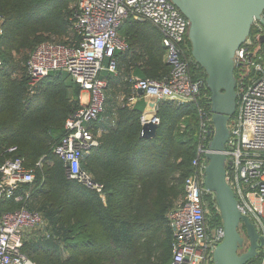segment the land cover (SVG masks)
<instances>
[{
	"label": "trees",
	"instance_id": "obj_1",
	"mask_svg": "<svg viewBox=\"0 0 264 264\" xmlns=\"http://www.w3.org/2000/svg\"><path fill=\"white\" fill-rule=\"evenodd\" d=\"M76 8L77 0H0V155L20 158L27 167L43 161L33 183L23 187L30 197L18 203L1 201L0 211L23 205L42 216L40 234L22 247L34 264H170L173 231L168 213L183 196L184 179L200 144L198 108H211L205 70L186 39L185 55L191 60V78L201 81L200 96L196 102L158 101L156 134L140 138L147 102L138 95L129 100L134 96L131 79L165 80L170 66L162 34L153 24L123 21L117 32L128 49L114 53L115 74L101 75L107 82L104 109L88 125L99 144L81 162L82 170L103 185L102 196L69 178L52 152L65 134L66 119L81 106L79 86L60 71L50 72L33 91L28 85L26 61L39 43L78 39L70 30ZM252 31L251 26L248 37ZM233 76L238 93L248 77L240 66ZM202 144L207 147L208 141ZM12 146L16 149L8 152ZM204 200L208 226L222 225L211 197ZM247 248L245 240L239 250ZM260 253L245 264H260Z\"/></svg>",
	"mask_w": 264,
	"mask_h": 264
},
{
	"label": "built area",
	"instance_id": "obj_2",
	"mask_svg": "<svg viewBox=\"0 0 264 264\" xmlns=\"http://www.w3.org/2000/svg\"><path fill=\"white\" fill-rule=\"evenodd\" d=\"M127 18L153 24L162 34L165 62L170 66L165 80L132 77L134 102L138 89L144 92L147 105L168 99L180 103L196 102L200 96V80L191 78L190 62L185 55L189 21L170 0H77V8L70 19V30L78 39L70 44L44 41L30 53L26 61L28 85L33 91L50 72H65L87 93V102L69 116L65 134L53 148L66 167L67 175L103 196V185L94 181L81 168L86 153L99 142L88 125L97 121L103 112L107 88L104 72L116 73L114 53L128 49L118 35V28ZM3 18L0 16V33ZM252 35L247 37L234 54V63L242 67L248 83L237 93L236 110L228 122L230 131L225 145V180L231 187L240 212L254 224L263 237L260 264H264V51L260 38L264 36V11L261 20L254 19ZM189 40V39H188ZM0 58V65H1ZM137 92V93H136ZM200 115V144L191 162L192 171L184 179L181 199L168 213L173 231L170 264H213L212 254L224 237L223 225L209 227L204 198L214 193L204 187L209 142L213 136L211 112L198 108ZM152 120L158 125L155 113H142L140 123ZM208 141V146L202 143ZM15 146L9 147L13 152ZM27 167L20 158H2L0 155V202H22L30 197L23 188L33 183L36 168ZM45 221L38 212L23 205L13 210L0 211V264H34L22 252L24 242L40 234Z\"/></svg>",
	"mask_w": 264,
	"mask_h": 264
},
{
	"label": "water",
	"instance_id": "obj_3",
	"mask_svg": "<svg viewBox=\"0 0 264 264\" xmlns=\"http://www.w3.org/2000/svg\"><path fill=\"white\" fill-rule=\"evenodd\" d=\"M189 21L188 39L191 54L206 73L210 90V112L214 127L213 136L205 153L204 187L213 192L218 207L224 237L212 254L213 264H245L257 255L263 244L254 224L243 215L235 195L225 180V145L230 131L228 122L236 110L237 92L233 76L234 54L248 37L254 19L261 20L264 0H170ZM264 41V36L260 42ZM140 96L144 95L138 89ZM157 124L152 120L142 124L139 136L151 139ZM248 248L241 252L245 238Z\"/></svg>",
	"mask_w": 264,
	"mask_h": 264
},
{
	"label": "crops",
	"instance_id": "obj_4",
	"mask_svg": "<svg viewBox=\"0 0 264 264\" xmlns=\"http://www.w3.org/2000/svg\"><path fill=\"white\" fill-rule=\"evenodd\" d=\"M135 93V92H134ZM137 93V92H136ZM138 96H140L139 94H138ZM80 97H81V101L83 102V103H86L87 102V98H88V95H87V93H85V95L83 96L82 95V93L80 94ZM144 100L147 102V100H152V99H148V98H144ZM148 105L146 106V108H145V111L144 112H146V113H148V114H152V113H154V109H155V106L156 105H154L152 102H149L148 101ZM90 130V129H89ZM90 132H91V130H90ZM92 134V133H91ZM99 135V134H98Z\"/></svg>",
	"mask_w": 264,
	"mask_h": 264
},
{
	"label": "rangeland",
	"instance_id": "obj_5",
	"mask_svg": "<svg viewBox=\"0 0 264 264\" xmlns=\"http://www.w3.org/2000/svg\"><path fill=\"white\" fill-rule=\"evenodd\" d=\"M82 95L84 96L85 95V92L83 91L82 92ZM241 230V229H240ZM242 234V233H241ZM244 236V235H243ZM245 236H246V234H245ZM245 240H247V239H245ZM247 242H248V240H247ZM121 261V260H120Z\"/></svg>",
	"mask_w": 264,
	"mask_h": 264
}]
</instances>
